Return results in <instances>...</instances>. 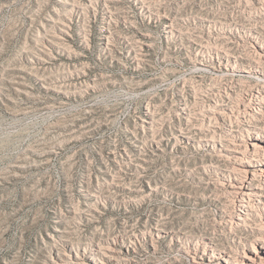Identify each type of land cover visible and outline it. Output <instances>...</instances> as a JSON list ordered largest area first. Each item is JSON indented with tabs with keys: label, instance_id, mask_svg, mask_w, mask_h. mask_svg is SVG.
Listing matches in <instances>:
<instances>
[{
	"label": "rangeland",
	"instance_id": "rangeland-1",
	"mask_svg": "<svg viewBox=\"0 0 264 264\" xmlns=\"http://www.w3.org/2000/svg\"><path fill=\"white\" fill-rule=\"evenodd\" d=\"M0 264H264V0H0Z\"/></svg>",
	"mask_w": 264,
	"mask_h": 264
},
{
	"label": "bare ground",
	"instance_id": "bare-ground-1",
	"mask_svg": "<svg viewBox=\"0 0 264 264\" xmlns=\"http://www.w3.org/2000/svg\"><path fill=\"white\" fill-rule=\"evenodd\" d=\"M247 145H248V147H256V146H258V145H256V146L253 145V139H251V142H249V144H247ZM240 166H241L240 167L241 169L239 168L240 169V171H239L240 172V175L238 177L239 179H237L238 181L240 180V183L236 187L237 190L234 192L235 193L234 195H237L238 198L246 197L245 196L246 195L245 194V189L249 190L250 187L252 186L251 176H253V173L249 171L250 169H248L247 167L242 166V165H240ZM248 195L253 196V190Z\"/></svg>",
	"mask_w": 264,
	"mask_h": 264
}]
</instances>
